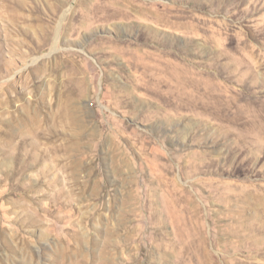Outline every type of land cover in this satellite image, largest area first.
I'll list each match as a JSON object with an SVG mask.
<instances>
[{
	"label": "rangeland",
	"instance_id": "1",
	"mask_svg": "<svg viewBox=\"0 0 264 264\" xmlns=\"http://www.w3.org/2000/svg\"><path fill=\"white\" fill-rule=\"evenodd\" d=\"M0 264H264V0H0Z\"/></svg>",
	"mask_w": 264,
	"mask_h": 264
},
{
	"label": "bare ground",
	"instance_id": "2",
	"mask_svg": "<svg viewBox=\"0 0 264 264\" xmlns=\"http://www.w3.org/2000/svg\"><path fill=\"white\" fill-rule=\"evenodd\" d=\"M28 160V159H27ZM25 161V160H24ZM32 161V160H31ZM196 167V166H195ZM188 168V167H187ZM185 169V168H184ZM184 174H186V173H184ZM16 175V174H15ZM171 180V179H170ZM175 182V181H174ZM165 184H163V186H164ZM171 190V189H170ZM166 191V190H165ZM173 192V191H172ZM178 193H179V190L178 189H174V192L173 193H170V196H171V201H172V204L171 205H169V207L174 211V212H176V211H179L180 213H181V211L180 210H178L177 208H180V209H186L185 207L186 206H184L183 204H184V201H185V203H186V198L185 197H180V195L179 196H177L178 195ZM179 197V198H178ZM174 202V203H173ZM188 204H190V203H188ZM193 208H192V206H190V208H189V210L192 212V213H196L194 210H192ZM188 211V210H187ZM186 211V212H187ZM157 212V211H156ZM261 212H262V210H261ZM190 214V213H189ZM162 215V214H161ZM194 218V217H193ZM189 219V218H188ZM192 222V221H191Z\"/></svg>",
	"mask_w": 264,
	"mask_h": 264
}]
</instances>
